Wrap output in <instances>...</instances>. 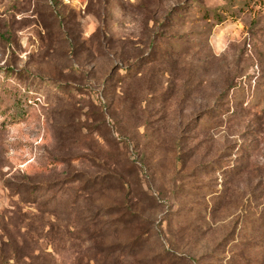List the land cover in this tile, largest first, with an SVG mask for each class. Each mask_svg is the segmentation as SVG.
I'll return each mask as SVG.
<instances>
[{"label":"rangeland","instance_id":"rangeland-1","mask_svg":"<svg viewBox=\"0 0 264 264\" xmlns=\"http://www.w3.org/2000/svg\"><path fill=\"white\" fill-rule=\"evenodd\" d=\"M0 264H264V0H0Z\"/></svg>","mask_w":264,"mask_h":264},{"label":"built area","instance_id":"built-area-1","mask_svg":"<svg viewBox=\"0 0 264 264\" xmlns=\"http://www.w3.org/2000/svg\"><path fill=\"white\" fill-rule=\"evenodd\" d=\"M62 3H68L71 2V0H61Z\"/></svg>","mask_w":264,"mask_h":264},{"label":"trees","instance_id":"trees-1","mask_svg":"<svg viewBox=\"0 0 264 264\" xmlns=\"http://www.w3.org/2000/svg\"><path fill=\"white\" fill-rule=\"evenodd\" d=\"M56 1H58V2L62 3V2H61V0H56Z\"/></svg>","mask_w":264,"mask_h":264}]
</instances>
